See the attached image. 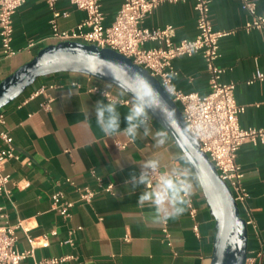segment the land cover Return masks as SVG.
I'll return each mask as SVG.
<instances>
[{
	"label": "crops",
	"instance_id": "0c3cea01",
	"mask_svg": "<svg viewBox=\"0 0 264 264\" xmlns=\"http://www.w3.org/2000/svg\"><path fill=\"white\" fill-rule=\"evenodd\" d=\"M254 1L257 11L264 16V0ZM120 3L121 0L102 1L106 24L113 20ZM56 6L69 12L68 16L57 18L60 29L74 27L85 16L68 0H60ZM209 16L215 29L232 31L220 39L217 64L225 67L222 80L235 83L236 101L245 106L239 123L242 127L263 128L264 78L256 79L255 73H264V34L258 29L243 28L248 15L237 0H211ZM50 18L51 10L44 0H25L18 8L13 16L15 53L5 57L0 46V83L41 48L56 43L50 37ZM166 24L174 26L175 41L193 38L197 33L193 0L162 2L143 22L147 27ZM30 40L34 44L29 47ZM173 64L179 74L173 83L178 88L200 95L208 92L209 73L200 55L178 57ZM73 80L80 87H73ZM94 83L95 79L88 81L77 73L42 76L0 109L19 155L3 166L10 180L8 193L0 194L4 214L0 221L20 224L15 229L18 249L30 247L28 234L48 241L46 246H35L33 254L21 264H42L62 256L71 257L54 264H210L215 221L193 169L179 158L182 153L174 139L170 136L165 146L157 147L151 135L141 136L135 142L123 135L104 137L95 124L94 106L97 101H107L87 90ZM100 84L119 96L121 90L115 86L104 81ZM41 86L45 87L44 92L34 94ZM69 90L73 93L70 97ZM119 98L131 99L128 95ZM47 100L49 108L45 109L42 103ZM128 107L118 104L122 129L126 127L124 115ZM150 125L153 133L162 127L154 118ZM116 141L126 142L127 146L118 148ZM150 157L159 158L162 169L184 168L193 185L192 198L197 207L194 217L185 206L186 211L178 219L153 224L150 209L137 204L144 186L129 194L131 186L125 182L132 173L138 175L140 164ZM237 161L244 172L246 205L255 224L247 226V249H260V262L264 264V144L244 142L238 149ZM91 169L105 183H113V192L100 191L89 203L76 202L71 216L61 217L51 206V193L61 188L66 197L74 199L76 194L64 182L67 177L76 184L97 188ZM164 229L169 234L170 246ZM68 239L70 242H65Z\"/></svg>",
	"mask_w": 264,
	"mask_h": 264
},
{
	"label": "built area",
	"instance_id": "2783aa9c",
	"mask_svg": "<svg viewBox=\"0 0 264 264\" xmlns=\"http://www.w3.org/2000/svg\"><path fill=\"white\" fill-rule=\"evenodd\" d=\"M51 10L50 37L56 42L79 41L85 44H94L99 48H111L129 58L134 64L146 69L150 75L158 79L164 87L168 74L176 72L173 61L178 57H190L200 55L209 73V90L200 95L196 91H183L175 86V95H170L179 106L182 117L188 126L193 129L203 128L202 134L196 139L199 148L207 154L214 164L219 177L229 186L235 201L238 204L241 217L245 219L247 226L254 227V221L248 212L246 201L248 191L243 184L244 172L237 161V152L244 142L264 144V127H242L239 116L245 110V106L236 101L234 95L235 83L224 82L222 75L225 67L217 64L220 57V39L229 35L232 31L215 29L211 23L209 12L211 0H193V9L196 13L197 33L193 38H182L175 41V28L171 24L164 26L147 27L143 25L145 17L162 2H176L178 0H121L113 20L105 23V15L101 8L103 0H68L77 9L84 11L85 16L72 28L60 29L57 18L68 16L67 10H60L56 4L60 0H44ZM248 18L243 24L245 30L258 29L264 34V16L257 11L254 0H237ZM25 0H0V46L3 56L9 57L15 53L13 48V16ZM152 43V44H148ZM30 40L27 46H32ZM88 81L96 80V83L87 87L88 91L103 95L108 92L109 99L117 98L111 89L103 86L102 81L92 76L82 74ZM255 78L262 80L264 73L256 70ZM101 81V82H100ZM72 85L80 87L77 80ZM55 86V85H50ZM165 88V87H164ZM45 87L41 86L34 94L43 93ZM121 103L128 104L130 98H119ZM107 101V100H106ZM49 100L42 103V107L49 108ZM0 194H7V183L10 175L3 171L6 161L11 158H19L13 145V137L5 127V115L0 110ZM118 148H125L126 142L116 141ZM29 162L28 159H25ZM97 188L87 184L79 185L73 179L65 178V183L72 188L76 197H66L63 189L54 190L51 195V206L57 213L68 218L72 214V208L76 202L89 203L101 191L112 193L113 183L103 181L94 169L90 170ZM189 214L194 217L197 213L192 196L188 204ZM3 207L0 206V218L3 217ZM18 225H10L0 221V264H21L27 257L33 254L35 246H46L45 237L35 239L27 235L30 247L18 249L16 247L15 229ZM197 232V226H194ZM165 239L168 246L169 234L166 229ZM65 242H70L66 240ZM262 251L260 249H247L245 264H261ZM71 256L53 257L42 264H54L70 258Z\"/></svg>",
	"mask_w": 264,
	"mask_h": 264
},
{
	"label": "water",
	"instance_id": "95a60500",
	"mask_svg": "<svg viewBox=\"0 0 264 264\" xmlns=\"http://www.w3.org/2000/svg\"><path fill=\"white\" fill-rule=\"evenodd\" d=\"M129 70L141 73L150 80L167 104L176 110L179 127H176L170 136L193 169L215 221L210 264H245L248 228L229 186L219 177L207 154L200 150L198 141L183 140V129L187 125L179 106L166 89L146 69L134 64L126 56L111 48H99L94 44L79 41H60L46 45L32 59L1 81L0 109L42 76L61 72L85 74L121 90L122 87H135L129 82ZM128 96L132 98L131 94ZM150 115L162 125L159 112Z\"/></svg>",
	"mask_w": 264,
	"mask_h": 264
},
{
	"label": "clouds",
	"instance_id": "9594fccd",
	"mask_svg": "<svg viewBox=\"0 0 264 264\" xmlns=\"http://www.w3.org/2000/svg\"><path fill=\"white\" fill-rule=\"evenodd\" d=\"M179 74L172 72L168 74L164 87L169 95H175V86L170 83ZM129 82L135 87H122L117 98L109 99L108 92L103 95L104 100L97 101L94 106L95 124L102 135L112 138L123 135L130 141L135 142L141 136L149 137L157 147L165 146L170 140V133L179 127L176 110L170 107L161 93L153 87L141 73L129 70ZM75 87V85H73ZM131 94L128 101V112L124 115L126 127L121 128V113L118 111L119 97ZM73 95L69 90L68 96ZM162 117V127L152 132L150 113H157ZM88 117V114H87ZM89 119V118H88ZM185 135L183 140L191 142L197 139L204 131L202 127L193 129L188 126L183 129ZM180 159H185L181 154ZM139 174L132 173L125 182L130 185V195L141 185L143 191L138 197L137 204L150 209V217L153 224L166 223L169 219H178L185 211L193 193V185L188 178L184 168L172 166L162 169L161 161L157 157H150L141 164Z\"/></svg>",
	"mask_w": 264,
	"mask_h": 264
}]
</instances>
